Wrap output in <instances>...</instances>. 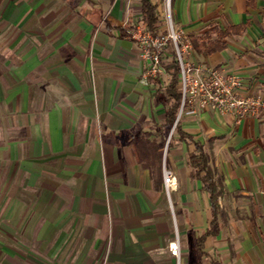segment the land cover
Masks as SVG:
<instances>
[{
  "label": "crops",
  "instance_id": "obj_1",
  "mask_svg": "<svg viewBox=\"0 0 264 264\" xmlns=\"http://www.w3.org/2000/svg\"><path fill=\"white\" fill-rule=\"evenodd\" d=\"M150 1L158 10L159 0ZM141 7V0H0V30L14 29L0 48V163L37 181L39 199L61 207L51 223L55 246L71 248L73 263L91 262L93 250L101 264H264V131L255 117L206 107L184 115L165 140L173 126L167 101L155 78L147 90L138 82L136 47L118 35L141 24ZM172 15L197 43L206 33L218 40L213 29L243 26L219 38L221 49L192 46V58L264 93V0H172ZM94 60L99 97L89 78ZM141 137L162 152L158 179L136 158ZM196 143L222 179L217 230L210 195L191 176ZM163 167L174 177L169 197ZM175 235L179 259L168 249Z\"/></svg>",
  "mask_w": 264,
  "mask_h": 264
},
{
  "label": "rangeland",
  "instance_id": "obj_2",
  "mask_svg": "<svg viewBox=\"0 0 264 264\" xmlns=\"http://www.w3.org/2000/svg\"><path fill=\"white\" fill-rule=\"evenodd\" d=\"M32 1V0H26ZM164 0L158 2V14H159V29L167 30L169 26L167 24L166 14L163 8ZM128 3L126 1V7ZM1 12V9H0ZM170 12L172 27L180 32V39L184 41H190L187 33L182 27L176 25L172 15V0L170 3ZM2 13L0 14V16ZM67 12L64 11L65 17ZM140 25L139 23H135ZM14 29L0 30V48H2L7 40L13 35ZM136 47V60L137 64H131L137 67L136 77L138 82L147 90L150 87V83L146 80L147 75L150 73V69L153 64L148 56L144 54L141 49L142 40H131ZM182 42V43H183ZM169 51V50H168ZM194 54L192 47H185L184 56L190 63L193 62L192 55ZM2 55V53H1ZM170 55V53H166ZM135 60V59H132ZM95 65L97 62L91 61L92 69L89 71V78L92 82V91L94 97L100 96V89L95 86V79L97 73H95ZM161 75L166 78V74L161 66L155 65ZM54 89V88H53ZM38 89H35L37 91ZM52 90V88L50 89ZM53 94L54 92L51 91ZM34 95L38 96L37 92ZM59 99L60 98L59 96ZM54 100H51L49 106L53 105ZM59 100V101H62ZM199 110L197 113H199ZM194 114V115H197ZM184 117L182 114L180 120ZM165 140L170 135L171 129L165 128ZM174 130L170 135L169 141L173 135ZM166 149L168 143H162ZM6 157V155H4ZM6 160V158H4ZM10 172H12L10 174ZM28 177L21 175L20 170L10 169L7 162L0 163V264H76L73 263L71 256L74 253L71 248L64 249V252H60V249L55 246V233L54 227L51 223L55 220V214L61 211V207H56L54 200L39 199L41 195L40 185L36 183H27ZM165 190V189H164ZM166 192V190H165ZM169 197V193H167ZM51 225V226H50ZM47 227V229H46ZM175 238V237H174ZM81 251V249H79ZM91 251L90 259L93 261L87 264H101L94 262L100 259L98 251ZM76 260V259H75ZM84 264V263H80Z\"/></svg>",
  "mask_w": 264,
  "mask_h": 264
},
{
  "label": "built area",
  "instance_id": "obj_3",
  "mask_svg": "<svg viewBox=\"0 0 264 264\" xmlns=\"http://www.w3.org/2000/svg\"><path fill=\"white\" fill-rule=\"evenodd\" d=\"M170 3L171 0H164L163 4L169 29L160 30L158 27V31L152 33L140 24L128 29L127 34L132 40H142L141 49L153 64L147 77L160 73L155 65L161 66V62L169 59L171 53L175 52L180 67L178 88L181 94L177 121L182 114L194 115L201 109L214 107L222 113L233 114L237 119L255 117L264 131V93L248 91L241 75L226 72L222 66H206L187 61L184 50L192 45L189 40L183 42L180 32L172 27ZM168 52L170 55H166ZM162 175L164 189L169 193L174 180L173 174L163 167ZM168 249L179 259L177 235L169 243Z\"/></svg>",
  "mask_w": 264,
  "mask_h": 264
},
{
  "label": "trees",
  "instance_id": "obj_4",
  "mask_svg": "<svg viewBox=\"0 0 264 264\" xmlns=\"http://www.w3.org/2000/svg\"><path fill=\"white\" fill-rule=\"evenodd\" d=\"M142 2V17L141 25L146 29L155 33L158 31L159 27V15L157 13V6L151 3L150 0H141ZM135 27L133 26H123L118 34L119 36H127V30ZM243 29L241 25L228 26L225 30H216L218 35V40H206L205 37L209 36V33L205 34L200 43L197 40H190L191 45L196 48L197 51H205L207 53L213 52L216 49H221L224 47V43L219 41V38H223L229 33H240ZM161 66L166 74L169 75V80L164 87L161 83V73H156L153 76H148L147 81L155 78V83L157 84V92L163 94L167 101L166 107V123L171 127L177 117L181 102V94L178 88V73L180 70L178 60L176 59L175 52H172L169 59L161 62ZM179 121L176 122L174 131L179 130ZM136 148V158L141 163V165L149 169L152 178L160 177L161 168V158L162 152L157 148L156 142L149 140L148 137H141L139 141L135 144ZM211 157L204 151L200 144L196 143L194 151L189 153V163L192 169L191 176L199 178L202 181L203 188L208 191L211 201L212 209V220L210 222L211 226H215L216 230L219 226V218L224 219V215L220 210L218 199L223 194L224 189L222 185V179L219 176H215V170L210 165ZM216 230L209 228L207 233L215 234Z\"/></svg>",
  "mask_w": 264,
  "mask_h": 264
},
{
  "label": "water",
  "instance_id": "obj_5",
  "mask_svg": "<svg viewBox=\"0 0 264 264\" xmlns=\"http://www.w3.org/2000/svg\"><path fill=\"white\" fill-rule=\"evenodd\" d=\"M176 121H177V119H175V121H174V124H173V126H172V128H171V132H172V130L174 129V126H175V124H176ZM171 132H170V134H171Z\"/></svg>",
  "mask_w": 264,
  "mask_h": 264
}]
</instances>
